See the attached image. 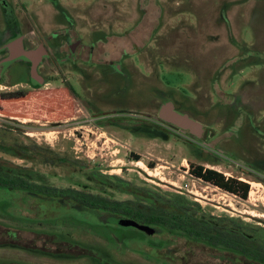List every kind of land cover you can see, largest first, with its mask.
Returning a JSON list of instances; mask_svg holds the SVG:
<instances>
[{
    "label": "rangeland",
    "instance_id": "374dc122",
    "mask_svg": "<svg viewBox=\"0 0 264 264\" xmlns=\"http://www.w3.org/2000/svg\"><path fill=\"white\" fill-rule=\"evenodd\" d=\"M6 1L12 4L22 33L28 34L27 49L43 40L49 43L50 37L52 45L58 46L66 32L73 31L74 41L99 43L108 60L124 57L114 67L80 65L89 75L69 72L68 66L57 65L61 69L56 70L45 63L40 74L47 84L40 89L29 80L23 83L27 75L15 65L2 80L0 94L28 91L30 98L24 105L29 107L70 84L81 99L74 102L73 115L64 113L57 120L45 118L40 109L24 111L18 119L12 117L15 110L0 113V130L86 162L91 171L118 176L137 187L183 195L212 216L241 218L264 228V0H159L165 23L144 52L131 56H125L132 54L129 38L111 37L109 43L107 39L141 26L137 0H59L66 12L50 0ZM4 29L0 14V32ZM147 36L144 32L141 40L131 41L136 45ZM67 50L65 44L63 51ZM229 96L238 98L237 107L234 100H225ZM167 101L177 105L179 114L199 122L210 137L197 140L188 132L170 131L159 120ZM211 152L221 159L217 161ZM132 154L141 156V161L136 162ZM202 154L204 161L198 158ZM190 163L248 184V200L194 179ZM35 171L55 187L69 186L65 180L69 177L58 168L39 166ZM75 178L89 181L85 174ZM0 224L17 223L0 217ZM64 230L84 246L107 248L115 261L162 264L125 249L120 232L96 233L83 226ZM0 258L34 264H91L89 259L59 263L6 249L0 250Z\"/></svg>",
    "mask_w": 264,
    "mask_h": 264
},
{
    "label": "trees",
    "instance_id": "16d2710c",
    "mask_svg": "<svg viewBox=\"0 0 264 264\" xmlns=\"http://www.w3.org/2000/svg\"><path fill=\"white\" fill-rule=\"evenodd\" d=\"M137 1L140 10L137 20L142 21L141 26L135 25L134 29L126 31L121 36L111 34L107 39L109 43L111 37L129 38L127 42L132 54L128 51L130 54L125 56L144 52L165 23L159 0ZM50 2L56 9L66 12L59 0ZM144 32L148 35L146 39L134 45L132 41L141 40ZM252 54L255 55L253 52ZM44 96L40 101L27 107L24 103L29 101L28 91L1 93L0 113L15 110L12 117L16 119L21 118L25 114L24 111L35 109L45 112L44 117L53 120L62 119L64 113L68 116L73 115L74 102L69 87H63ZM225 100L237 102L238 98L229 96L225 97ZM168 103L177 110V105L172 102H163ZM237 105L238 102L234 106ZM168 126L170 131L177 129ZM0 154L32 164L31 168H26L0 156V217L17 223L12 228V237L17 243L13 246H21L20 240L25 231L23 227L27 226L30 236L38 235L46 244L48 242L54 244V251L58 247L62 251L72 247L80 249V245L71 241L62 229L88 225L92 228L102 227L103 231L106 227L118 226L119 221L126 220L149 228L152 234L138 229L125 230L131 237L121 238L124 246L165 264H264V228L261 226L241 218L212 216L198 203L183 195L156 188L137 187L118 176H106L99 171H91L90 165L86 162L77 161L68 154L57 153L35 142L26 143L2 130ZM211 154L217 161L221 159L213 152ZM132 157L136 162L141 161V156L132 154ZM198 158L206 160L204 154ZM39 166L64 171L69 177L65 179L69 186H53L48 177L40 176L35 171ZM148 167L154 169L155 164H148ZM76 174L87 175L89 181L76 179ZM189 174L196 180L244 201L248 200L250 187L238 178H228L223 173L195 163H190ZM122 195L129 196V199L115 198ZM0 226L8 228L9 225ZM57 229L62 231L57 234ZM51 249L46 247V250ZM46 250L44 252L46 255L59 256L47 253ZM82 250L91 256L100 255L90 248Z\"/></svg>",
    "mask_w": 264,
    "mask_h": 264
},
{
    "label": "flooded vegetation",
    "instance_id": "af4514ba",
    "mask_svg": "<svg viewBox=\"0 0 264 264\" xmlns=\"http://www.w3.org/2000/svg\"><path fill=\"white\" fill-rule=\"evenodd\" d=\"M0 14L1 18L5 22V29L0 32V84L2 83V80L7 77L9 73L12 72L15 65H19L23 68L24 74L27 75L26 80H24L23 83H25L27 80H29V83L31 86L35 89H40L45 84V78L41 76L40 70L43 68L45 63L51 64L53 68L57 70L58 66H68L69 72L74 71L79 74V71L82 73L85 72L88 74V69H82L80 65L87 67V68H94L96 65H102V64H109L112 67H114L115 63H119L121 59L124 57V55H121L120 58L116 60H108L107 55L100 49V46L97 45L99 43H90L89 45L84 44L81 39L73 40V31H67V37L58 44L52 45L51 40L52 37H50V41L46 42V40L40 42V44L35 47L34 49H27L25 47V40L28 37V34H23L21 31V23L19 22L14 8L11 3H9L6 0H0ZM65 34V35H66ZM58 35H62L58 34ZM67 45V51H63V47ZM20 47V48H19ZM22 49V52L29 54L30 57L20 58L18 56V50ZM40 51H44L43 55H40ZM60 56V58L56 57ZM61 69V68H58ZM71 70V71H70ZM59 74V73H57ZM89 75V74H88ZM21 83V84H23ZM69 89L72 92L73 102L77 101V99H81V97H78L77 92L72 88V86L69 84ZM154 100V99H153ZM150 121V120H149ZM117 122V121H115ZM156 122V121H155ZM168 125V124H167ZM172 126V125H171ZM204 129V128H203ZM206 129H204L203 134L200 137H195L198 140H207L210 137V134L206 133ZM189 133V132H188ZM190 134V133H189ZM220 157V155H218ZM83 227L90 228L91 230H94L96 233L101 232V228H92L88 225H79ZM79 226H70V227H79ZM117 225H112L110 227H106V229L113 230L115 232H120L119 237L123 238V236L131 237L129 232H126L124 229L120 228ZM69 227V228H70ZM13 226L1 227L0 226V233H3V235H0V250L6 249V250H17L21 251L23 253L28 254L31 256V258H41L46 260H52L56 262H67L72 263L76 260H83V259H89L91 264H108L110 261L111 264H127L125 262H118L113 259L115 257L112 255L110 251L107 250V248H102L101 246H84L80 244L79 242H76L73 237H69L71 241L74 243H78L80 245V249H77L75 247L72 248H65L63 251L58 249L56 251L54 244L52 243H45L42 237L38 235H31L29 234V229L27 226H24V233L23 237L21 238V246L16 245L13 246V244H17L14 241V238L12 237V229ZM67 229V228H66ZM99 229V230H98ZM121 229V230H119ZM65 231L64 229H62ZM62 230L57 229L56 233L59 234ZM102 235V234H101ZM100 235V236H101ZM104 236V235H102ZM105 237V236H104ZM69 241V242H71ZM120 242L123 247L124 244L120 239ZM82 248H90L95 250L100 255L97 256H91L88 255V252L83 251ZM46 247H51V250H46ZM125 249L134 252L136 254H143L142 252L133 251L132 249H129L125 247ZM45 250L47 253H53L58 254L59 256H50L46 255ZM102 253V254H101ZM106 254V255H105ZM81 255V256H79ZM110 255V256H109ZM146 254H143V256ZM63 256V257H61ZM149 255H146L144 257H147ZM150 257V256H149ZM117 258V257H116ZM148 258V257H147ZM153 260L159 261L154 257ZM150 259V258H149ZM0 262H7V263H14V264H34L29 262H21L16 260H8L0 258ZM162 264H165L161 262Z\"/></svg>",
    "mask_w": 264,
    "mask_h": 264
},
{
    "label": "water",
    "instance_id": "95a60500",
    "mask_svg": "<svg viewBox=\"0 0 264 264\" xmlns=\"http://www.w3.org/2000/svg\"><path fill=\"white\" fill-rule=\"evenodd\" d=\"M20 48V47H19ZM44 51H40V55H43ZM18 56L20 58H29L30 55L22 52V49L18 50ZM159 119L168 125H172L177 129L189 132L190 135L194 137H200L203 132V126L192 119L189 115H181L176 110L172 104H164L159 111ZM118 226L124 230L138 229L144 232L152 234L149 228L139 226L138 224L126 220H121L118 222Z\"/></svg>",
    "mask_w": 264,
    "mask_h": 264
},
{
    "label": "crops",
    "instance_id": "0c3cea01",
    "mask_svg": "<svg viewBox=\"0 0 264 264\" xmlns=\"http://www.w3.org/2000/svg\"><path fill=\"white\" fill-rule=\"evenodd\" d=\"M59 3H60V1H59ZM61 4V3H60ZM62 6V5H61ZM72 25H73V22H72Z\"/></svg>",
    "mask_w": 264,
    "mask_h": 264
},
{
    "label": "built area",
    "instance_id": "2783aa9c",
    "mask_svg": "<svg viewBox=\"0 0 264 264\" xmlns=\"http://www.w3.org/2000/svg\"><path fill=\"white\" fill-rule=\"evenodd\" d=\"M170 129V128H169Z\"/></svg>",
    "mask_w": 264,
    "mask_h": 264
}]
</instances>
